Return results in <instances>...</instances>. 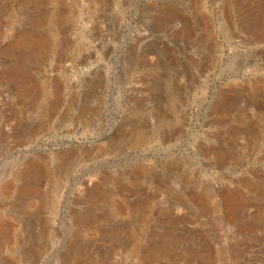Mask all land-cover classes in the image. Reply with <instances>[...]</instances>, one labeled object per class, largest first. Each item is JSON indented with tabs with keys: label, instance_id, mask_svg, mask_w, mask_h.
<instances>
[{
	"label": "rangeland",
	"instance_id": "rangeland-1",
	"mask_svg": "<svg viewBox=\"0 0 264 264\" xmlns=\"http://www.w3.org/2000/svg\"><path fill=\"white\" fill-rule=\"evenodd\" d=\"M0 264H264V0H0Z\"/></svg>",
	"mask_w": 264,
	"mask_h": 264
},
{
	"label": "water",
	"instance_id": "water-1",
	"mask_svg": "<svg viewBox=\"0 0 264 264\" xmlns=\"http://www.w3.org/2000/svg\"><path fill=\"white\" fill-rule=\"evenodd\" d=\"M130 29V28H129ZM129 32H130V30H129Z\"/></svg>",
	"mask_w": 264,
	"mask_h": 264
},
{
	"label": "bare ground",
	"instance_id": "bare-ground-1",
	"mask_svg": "<svg viewBox=\"0 0 264 264\" xmlns=\"http://www.w3.org/2000/svg\"><path fill=\"white\" fill-rule=\"evenodd\" d=\"M161 26V25H160Z\"/></svg>",
	"mask_w": 264,
	"mask_h": 264
}]
</instances>
